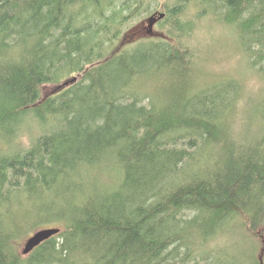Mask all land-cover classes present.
Returning <instances> with one entry per match:
<instances>
[{"label": "trees", "instance_id": "1", "mask_svg": "<svg viewBox=\"0 0 264 264\" xmlns=\"http://www.w3.org/2000/svg\"><path fill=\"white\" fill-rule=\"evenodd\" d=\"M173 2L0 0V264H262L264 102L238 119L243 81L193 79L212 19L264 81V0Z\"/></svg>", "mask_w": 264, "mask_h": 264}, {"label": "rangeland", "instance_id": "2", "mask_svg": "<svg viewBox=\"0 0 264 264\" xmlns=\"http://www.w3.org/2000/svg\"><path fill=\"white\" fill-rule=\"evenodd\" d=\"M159 2V11H164L161 6L166 4H172L174 3L173 0H156ZM195 14V9H192L191 13H187V15L190 17L191 15ZM150 15V14H149ZM148 15V16H149ZM147 16V18H148ZM199 20V21H198ZM198 24V38L201 35L202 39L201 42L203 43L202 51L204 55V59L200 64L198 65L199 72L198 75H195L193 82L196 86H198V89H203L208 86L205 82L212 80V78H219L222 80V82H226L227 79L235 78L243 81V84L245 85L244 94H248L250 96L242 97L239 100V109L237 110V118H242V114L244 112V106L241 105L242 103L247 102L248 107H252L253 104L251 103H261L264 102V81L257 75L256 68L249 67L248 62L245 58V54L243 50L239 47V45L236 43L235 35L232 31L228 30L225 34L226 28L221 23H216L212 19H196ZM136 26V25H135ZM147 26V24H146ZM134 27V25H133ZM133 27L128 28L124 33L125 35L128 34V36L125 38H121L120 40L124 42L123 45H128L127 48H133L135 47L140 41L142 35L135 34L134 32L137 31L136 28L132 29ZM132 29V30H131ZM156 29V30H155ZM130 30V31H129ZM155 31H162L160 25L156 24L154 26ZM222 34V35H219ZM225 34V35H224ZM124 35V36H125ZM120 42V41H119ZM251 66V65H250ZM154 73L150 74L148 78H144V86L148 87L149 83L148 81L155 82ZM206 76V78H205ZM70 77L64 78L62 80L66 81L70 79ZM218 79H215L213 81H216ZM212 81V82H213ZM58 84H48L44 85L42 87V94L46 95L50 92L51 88L56 86ZM159 89V85L155 84V88L151 91H157ZM247 90V91H246ZM249 102V103H248ZM256 117L260 119L259 115H256ZM28 138H25L23 141L26 142ZM5 149L0 145V150ZM104 181L109 182V178L107 176H104ZM51 227V226H49ZM58 228H62L63 226H56ZM42 229L41 227L31 229L28 231L26 235H24L20 240V243L17 244L19 251L22 252L24 243L26 241V238L32 235L35 231ZM261 248V245H260ZM263 248V247H262Z\"/></svg>", "mask_w": 264, "mask_h": 264}, {"label": "water", "instance_id": "3", "mask_svg": "<svg viewBox=\"0 0 264 264\" xmlns=\"http://www.w3.org/2000/svg\"><path fill=\"white\" fill-rule=\"evenodd\" d=\"M165 17V13L161 12H155L150 17H148L146 20H144L142 23L137 24L132 29L136 28L137 31H135V34H140L145 37H164V34L158 31L154 30V25L158 20H161ZM145 23H148V26L144 25ZM131 29V30H132ZM130 31V30H129ZM125 35V34H124ZM128 34H126L124 37L126 38ZM124 42L121 41L120 47L124 46ZM77 77L70 78L66 81H64L61 86H67L73 81H76ZM61 231L60 228H43L39 229L36 232L33 233V235L29 236L23 246V254L28 255L30 254L37 246H39L42 242L45 240L51 238L52 236L58 234ZM263 255H264V246L261 250L260 254V260L263 264Z\"/></svg>", "mask_w": 264, "mask_h": 264}, {"label": "flooded vegetation", "instance_id": "4", "mask_svg": "<svg viewBox=\"0 0 264 264\" xmlns=\"http://www.w3.org/2000/svg\"><path fill=\"white\" fill-rule=\"evenodd\" d=\"M156 12H158V13H161V12H159V11H156ZM152 14H150L148 17H150ZM147 19V17L145 18V19H143V20H141L140 22H139V24L140 23H142L144 20H146ZM159 21L160 20H158L157 22H156V24H158L159 23ZM147 24V26H148V23H145L144 25H146ZM156 24L154 25V26H156ZM156 30V29H155ZM127 32V31H126ZM144 38H148V37H145V36H143V37H141L140 39H144ZM152 38V37H151Z\"/></svg>", "mask_w": 264, "mask_h": 264}, {"label": "bare ground", "instance_id": "5", "mask_svg": "<svg viewBox=\"0 0 264 264\" xmlns=\"http://www.w3.org/2000/svg\"><path fill=\"white\" fill-rule=\"evenodd\" d=\"M51 228H54V227H51ZM36 232V231H35ZM33 235V234H32ZM22 253H23V250H22Z\"/></svg>", "mask_w": 264, "mask_h": 264}]
</instances>
